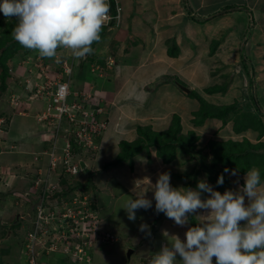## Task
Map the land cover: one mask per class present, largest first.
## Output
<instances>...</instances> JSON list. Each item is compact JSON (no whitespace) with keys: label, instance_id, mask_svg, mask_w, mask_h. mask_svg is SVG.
Listing matches in <instances>:
<instances>
[{"label":"rangeland","instance_id":"1","mask_svg":"<svg viewBox=\"0 0 264 264\" xmlns=\"http://www.w3.org/2000/svg\"><path fill=\"white\" fill-rule=\"evenodd\" d=\"M130 1H133V5L135 4V9L137 10L136 13H140L141 10L138 7V0ZM144 1H146L145 8H143V13L139 15L138 18L140 20H145H143L140 25V35L137 37L138 43L142 45L144 44V39L147 41V32H149V29L153 27V23H155L156 18H158L157 15H159V18L162 17L164 19V17L175 13L176 10L178 12L179 10L176 7V5L178 4V0H168L166 2H163V0H158L157 3L154 0ZM186 1L188 2L190 10L186 9L185 11V8L183 6L185 2L184 0H182L180 8L181 10L176 16L177 20L172 21L173 19H170L168 21L164 19L162 21H159V24L166 25L169 23H173L172 29L175 30L179 27V24L182 22V18L184 15L186 17L183 18L184 20L189 19L190 23L191 21H193L190 17L191 11L193 12L194 16L198 17L202 21H207H205V23L193 21V23L190 24L189 32H182L185 34V38L180 37L178 46L180 47V53L183 58L179 61L172 60L170 63H176L177 65L183 64L184 69H180L176 64L174 66L171 65L173 66L172 70L171 67L169 68V71L176 74L174 76L172 73H167V76H173V78L169 79L171 80L169 87L173 88L174 91L173 97H168V100L171 98V100H169V104L163 105L162 108L159 107L158 111L164 112L165 110H168L169 106H171V108H180L181 111L186 110L185 105L182 106V99L180 101V98L178 99L180 95L185 97V101L191 102L192 111L199 109V101L195 98L190 97L191 95H187L182 90H180V87H178L176 84V82H178L186 86L190 90L196 91L204 100L207 101V103L210 102L209 105L215 104L218 106L226 107L232 104H237L239 105L241 110L247 111V113L251 112L253 116H256L258 118L259 116H261L260 112L264 114V2H261L259 7L252 8L251 0ZM235 3L239 5L235 7L233 11L228 12L226 8L234 6ZM145 11H147V13L144 14ZM184 12L186 13L184 14ZM251 13L253 14V21H251L249 17ZM184 20L183 23L185 24ZM249 21H251L250 26ZM4 22L5 20H3V17L0 13V27L1 25L3 26ZM162 38L165 37L162 36ZM164 40L165 39H163V41ZM173 44H175L174 40L166 41V44H163L160 47L161 51L164 54V58L171 56L170 50L171 48H173ZM144 47L145 44L141 48ZM217 48H219L218 51H216ZM98 49L99 47L97 48V51ZM215 51L216 53H213ZM132 53L133 54L130 55L131 59L135 60L136 62H139V60L143 58L144 60L147 59V65H149L150 60L156 59L152 55L154 52L149 55V53L146 52L145 49H138L135 52L133 51ZM146 55H148V57H146ZM56 56L58 57V59H60V62L57 64H61L64 61L70 59V55L64 52H59L56 54ZM40 57L41 56L39 55L38 51L29 57H23L21 55L14 57V59L9 62V69L10 76L15 75V77H17V81L12 80L13 78H10L7 79L6 84L9 85V82L12 80V88L16 92H25L24 87H21L20 83L18 82H24L25 79L31 80L32 77H37L44 80L45 72H43L42 69L46 70L47 67L49 70H51V72H49L50 80L54 81L56 79L55 75L57 73L55 72L56 74H54V71L52 70L55 69V65L53 62L56 63V60L51 61L52 58ZM91 57V60H94L95 55L93 54V56ZM76 62L78 61L76 60ZM178 73L180 76L177 75ZM155 87L156 85L153 88ZM211 87L218 90L217 92L220 93L216 95H210L206 92V90L208 91L209 88L213 89ZM171 88H169L168 90H170ZM150 90H152V88H150ZM176 93L177 96L175 95ZM149 98L150 99L147 100V102L153 101L155 96L151 94ZM72 100L73 98H70L69 102L71 103ZM171 118L172 120L170 123L169 120ZM198 119L199 118H197V116L195 115H192L191 112L188 116H184V120H181L184 124V127L181 123L182 128L180 130V136L178 137H182L183 135H185L186 138L184 139V141H192L191 137H189V133L194 129L196 135L200 137L196 145L197 151H201L202 155L206 154L208 156V159L206 160L207 162H210V160H212V154H210V148L208 147V144L211 140L230 141V139H233L242 141L243 139L242 136L236 135L234 133V122L232 121H229L228 124H225V126H223V123L221 121L206 122L208 124L204 122V124H202L201 126H197L196 122L199 121ZM172 126H174V123L173 117L171 115L165 124H151L145 127L146 129H150L155 133H163L167 130L169 131L170 129H172ZM259 128L261 127L259 126ZM61 137H64V135H61ZM138 138H140V134L138 135L137 139ZM250 138L254 140L253 142L256 143L255 145L261 142H256L255 138L252 136H250ZM98 146L99 145L97 143L96 145H94V147L91 148V150H97ZM62 148H64V146ZM149 151L150 156L147 152H144L134 158V168H131L130 165H128V168L130 170L132 169V171L128 170L125 176H122L120 173H115L117 176L109 173L111 175L110 176L108 173L96 172L94 174L92 172L94 179H92L90 189L86 192L81 188L75 191L77 195H83L84 198L82 199L81 203L83 205L85 204V202L92 203L93 199H96L98 211L100 212L101 218L104 220L102 224L103 227H107V230H112L119 239L118 243L113 245H97L95 247V250H92L93 256L91 257V264H142L149 258L148 255L151 252L152 246L156 245L154 240L157 233L155 230H152L153 226L149 225L151 224L149 220H151L152 218L153 220H157L159 215L155 214L154 216H152L149 210L141 209L136 212L137 218L133 222L128 220L127 213L123 209V206L126 204L129 198H136L135 192L133 196V194L129 192V189L135 187L137 178L142 182H140L141 187L136 189V193L140 195L145 194V197H149L153 194V191H151V185H155L159 173H170V183L173 184H171V186L177 189H187L189 183H191L190 189L197 188L196 179L198 178V176L200 177V175L201 177H207L211 179L210 184H214L216 187L219 176L224 173L225 167L220 164L221 166L216 167L214 171L202 170L201 172L203 174L201 172L199 174H196V170L199 167L198 159L191 158V156L185 153V151L181 148L177 150L178 157L175 159V161L169 164H166L164 162L163 158L165 157L161 158L158 156V150L155 147H152ZM262 153L264 154V151H262ZM91 154H93V152H88V155H86V159L91 158ZM196 154V156H198V153ZM83 156L84 155H82V158ZM139 156L141 158H137ZM5 158L6 157H2L1 159L3 160ZM19 162L22 163L23 159H19ZM25 164L26 163H24L23 165ZM23 169L24 166H18L15 168L13 167L11 170L9 169V171L15 174L8 175L7 178L9 179L10 183L8 180L6 181V183H8L9 186L14 185L11 183L13 176L21 175V170ZM90 170V168L85 169V171H83V174L81 173L78 177H76V182H80L81 179L87 178V173H89ZM31 173L32 168L26 166V171L24 173L25 175L23 174L22 177H24V179H30L32 178ZM38 173L36 175L34 173V176L39 177ZM189 173L190 176L186 178L181 177L182 175L185 176ZM225 175L227 177L226 180L228 179V183L223 185V190H225V188L232 189L233 187L235 189V187L238 188L244 184V175H239V172L238 184L234 183V181H236L238 178L237 176L233 177L229 174ZM46 176L47 175H44L43 178L46 179ZM57 178H59L58 174L55 178L54 175L51 174L50 181L47 184L48 190L51 191L52 195L60 193L64 189L72 186V184L70 186L67 182V185L63 184L61 178L60 181L58 180L57 182ZM180 178L183 180V185L182 183H178L180 182ZM187 182L189 183L187 184ZM15 185L16 189H14L13 193H11L12 196H16L19 193V195H22L24 194V191H28L31 192L32 197L29 196L30 199L28 200V203H26L27 200H25L26 196L22 200L19 199V207H17L18 212L16 210H13L10 215H7L10 217L11 221L5 226L0 224V264H5V257H1L3 254L2 249L11 250V256L8 257V259L12 261V259H14L16 256L20 257L21 253L30 258L32 255V248L35 251L38 260H41V263H43L44 261L47 264L48 259L52 262L51 264H66L67 261L65 257H68L63 254H58L62 251L61 247L55 248V252L48 251V248L51 247L52 243H54L55 241L56 237L54 236L57 230L55 231V229H53L52 234L50 232L47 233V231L44 233V235L42 233L38 241L35 242V244H37L36 246H39L38 249L35 248L34 244L29 241V236L32 232H34L35 229L34 218H37V215H34L33 210L35 206L37 208L43 200V196L41 195L42 192H44V189L37 188L38 190L36 191L34 188L32 190L29 189V185H27L25 188H22V185L20 183ZM8 189H11V186L8 187ZM0 190L4 191L2 183H0ZM138 190L140 191V193L137 192ZM5 192L7 193V191ZM5 192H0V194L6 195ZM9 192H12V190H9L8 193ZM75 192L70 194V197H75ZM60 198V201H64V208L68 209L71 207L67 206L64 197ZM86 198H89V201H86ZM0 199H2L3 202L6 201V197H1ZM57 202L59 205V200L55 198H51L49 200L48 198L45 203L46 205H51L50 207L54 206L55 208H57ZM153 207L155 208L154 204ZM61 209H58V211H61ZM19 212L22 214L21 219L20 217L15 216ZM36 213H39L38 208L36 210ZM161 214L162 213H160V215ZM1 221L4 220L0 218V222ZM31 221L33 222V225ZM143 221H146V224L149 225V229L153 231L152 235L148 238H146V235L144 233H141L139 231V226L143 224ZM189 221L193 227L197 226L199 223L194 215L189 217ZM28 222H31V226L28 224ZM157 223H159L158 220ZM243 224L244 222H241L242 226ZM53 228H55V226ZM10 236L12 237L9 238ZM39 248H41L40 251ZM37 250L40 253H38ZM130 252H133L131 258L128 257ZM43 257L46 260H44ZM22 262H24V257ZM179 262L180 260L177 262V264ZM213 264H215L214 260Z\"/></svg>","mask_w":264,"mask_h":264},{"label":"crops","instance_id":"2","mask_svg":"<svg viewBox=\"0 0 264 264\" xmlns=\"http://www.w3.org/2000/svg\"><path fill=\"white\" fill-rule=\"evenodd\" d=\"M154 1H156V3L158 2V0H154ZM166 1L168 0H163V2ZM119 2L122 11L120 13V17L118 18V21L114 22V24L111 26H105L108 28V30L105 36L100 40V42L98 43L97 47L93 52V54L95 55L94 60H89L88 61L89 63H86L84 66H82L83 64L81 65V63H79V66L77 67L74 73L73 85H71V87L74 88L72 89L73 91H90L94 96H96L95 101L93 103H95L96 106H100L105 109V114H103L102 118L107 120L109 125L106 133L97 140V143L99 145L97 147V150L96 149L85 150L83 152L84 156L82 158V161L85 163L86 169L87 168L91 169L90 172L87 173V178L91 177L92 179H94L93 173L95 174L96 172L108 173V174L111 173L114 175H116L115 173H120L122 176L126 175V172L130 170L128 168L129 165L128 162L111 166L108 169H106L105 167L107 164L116 161L117 157L121 153L122 142L133 143L137 140V137L139 135L138 132L139 128H146L145 126L151 124H158V123L165 124L171 115L172 117H174V115H178L181 120H184V116H188L190 112L192 115H195V113L200 109L199 107V109L192 111L191 102L185 101L184 99L185 97L180 95L178 99L180 98L179 101L182 99V106L185 105L186 110L181 111L180 108L178 109L176 107L171 108V106H169L168 110H165L164 112L158 111L159 107L162 108L163 105L169 104V100H171V98L173 97V93H174L173 88L169 87L171 81L169 79L173 78V76L169 77L167 76V73L169 72L172 73L174 76L176 75L173 72L169 71V68L171 67L172 70L173 66L176 63L171 64L170 62L172 60H177V61H179L180 59L182 60L183 57L181 56L180 53V47L178 46V41L180 37L185 38V34L182 32L183 31L189 32L190 24L193 23V21H191L190 23L189 19L184 20L183 18H186L184 15L182 18V22L179 24V27L173 30L172 29L173 23L161 25L159 24L160 23L159 21H162L164 19L168 21L170 19L171 20L173 19L172 21L177 20L176 16L179 14L181 10L180 8H181L182 0L177 1L178 4L176 5V7L177 9H179L178 12L176 10L175 13H172L169 16L164 17V19L162 17L159 18V15H157L158 18H156L155 23H153V27L149 29V32H147V41L144 39V44H145L144 48H141L144 44L142 45L138 43L137 37L140 35V30H141L140 25L143 22V20H145V19L140 20L138 16L143 13L142 10L143 8H145L146 1L138 0V7L141 10L140 13H136L137 10L135 9V4L133 5V1L119 0ZM251 2H252L251 7L255 8V7H259L261 2H264V0H251ZM145 13H147V11H145L144 14ZM185 13L186 12H184V14ZM249 17L251 21H253V16L249 15ZM183 20L185 21V24L183 23ZM251 21H249L250 23L249 26L251 25ZM162 36H164L165 38H162ZM163 39L165 40L163 41ZM171 40L175 41V45L177 46V52H176L177 54L174 57L170 56L164 58V54L161 51L160 47L163 44L165 45L166 41H171ZM98 47L99 49L97 51ZM138 49L139 50L145 49V51L148 52L149 55H151L152 52H154L152 55L156 59L150 60L149 65H147V59L144 60V58L139 60V62L138 61L136 62L135 60L130 58V55L133 54L132 53L133 51L135 52ZM218 50L219 48H217L216 51ZM216 51L213 53H216ZM146 57H148V55H146ZM96 63L100 64L102 69H104L102 74L101 73L98 74L99 71L92 72V66H93L92 64H96ZM177 66L180 69H184L183 64ZM177 75L180 76L179 73ZM12 80L17 81V77L13 75ZM11 81L9 82L10 84L8 85V91L6 92V94H4V96L2 95L0 96V183H2L4 187V191L0 190V192L7 191V193L5 192L6 195H0V198L6 197L5 202H3L2 199H0V218L4 220L1 221L0 224L4 226L5 223L7 224L11 221L10 217L7 215H10V213L13 210L16 211L18 210L17 207H19V199L22 200L26 196L25 200H27L26 203H28V200L30 199L29 196L32 195L31 192L24 191L23 192L24 194L22 195H19L20 193L18 192L19 194H17L16 196L14 195L15 196L14 198V196H12L11 193H13V190L16 189L15 184L20 183L22 185V188H25L27 185H29L28 186L29 189L32 190L34 188L37 191L38 189H36L33 186V182L37 177L34 176V173L35 175L38 172L44 174L46 172V169L48 168V158L46 155H43V153L51 150L54 145H56L57 148H62L63 146H65L64 138H60L57 139V141L55 140L53 141L50 132L44 130L41 123L38 120V115L45 112L46 107L44 103L38 100L35 101L32 100V97L28 93H26V91L20 93L16 92L12 88L13 86L11 84L12 83ZM18 83H20L21 87H24L21 81ZM155 85L156 87L153 88ZM150 88H152V90H150ZM169 88L171 89L168 90ZM206 92L209 93L207 90ZM218 93L220 92H214L209 94L216 95ZM151 94H153L155 98L153 99V101L147 102V100L150 99L149 97L151 96ZM175 95L177 96V93ZM13 96H18L21 98L20 100L21 104L19 108L15 107L11 103V99ZM168 97L171 98L168 100ZM261 119L264 123V117H261ZM171 120L172 118L169 120L170 123ZM210 121L218 122L221 120L208 119L205 121V123ZM221 122L223 123V126H225L224 122L223 121ZM193 131L195 132L194 129ZM234 133L236 135L242 136L243 138L242 141L245 138H247L253 142L254 140L250 138V136H252L255 138L256 142L259 141L264 142L263 141L264 137L262 139L258 138V133L256 132L253 133L249 131L238 134L234 130ZM88 152H93V154H91L92 156L91 158L86 159V155H88ZM2 157H6V158L2 160L1 159ZM137 158H141V157L139 156ZM19 159L20 160L23 159V162L22 163L19 162ZM24 163L26 164L23 165ZM18 166H24V169L21 170L22 172L21 175L13 176L11 183L14 185H10L11 189H8V187L10 186L8 183H6L7 180L9 181L7 177L8 175L15 174L9 171V169L11 170L13 167L15 168ZM26 166L32 168V173H31L32 178L30 179H26V178L24 179V177H22V175L26 171ZM130 171H132V169ZM53 175L54 178L57 176V174H53ZM239 175L242 174L239 173ZM188 176H190V173L185 176L182 175L181 177L186 178ZM58 180L60 181V177L57 178V182ZM138 180L139 179L137 178V181ZM179 180L180 182L178 183L181 184L183 180L181 178ZM202 180H206L208 184L211 183L210 181L211 179L207 177H201L200 175V177L198 176V178L196 179L197 185ZM188 183L189 182H187V184ZM210 185L213 187L215 191H218L217 186L215 187L214 184H210ZM134 188L135 187L129 189V192H131L133 196H134V191H133ZM238 188L237 187H235V189L234 187L232 189L225 188V190L219 192L223 194L226 190L234 191V190H238ZM187 189H190L189 185L187 186ZM196 189L197 188H193V190ZM9 190L10 191L12 190V192L8 193ZM137 192L140 193L139 190ZM145 198L151 199L152 203L155 205L156 202L154 200V193L149 197L146 196ZM201 198L207 199L208 194L202 193ZM149 211L151 212L152 216L156 214L154 207L149 209ZM33 213L34 215H36V206L33 210ZM17 214L15 216H18L21 219L22 214L20 212ZM199 215L200 212H197V214H195L194 216L199 221V223L204 222L202 218H197V216ZM190 216L192 215L190 214L189 217ZM189 217H188V224H186L184 227L175 225L174 221L172 219L167 218L163 213L161 215L159 214L157 218L159 223H157V220H153V218L149 220V222L151 223L149 225L153 226L152 230H155L157 234L154 240L156 245L152 246L151 252L148 256L149 257L153 256L154 254L158 253L161 250L163 245L169 244V238H166L163 235L164 231H167L169 233V237L176 235L179 236L182 241H185L186 231L189 228L193 227L189 221ZM103 221L104 220L102 219V224ZM31 222L30 223L28 222L30 226H31ZM146 223H147L146 221H143V224ZM152 230H150L151 235L153 233ZM11 237L12 236H10L9 238ZM38 247L39 246H35V248L37 249ZM40 249L41 248H39V251ZM2 251L3 254L1 257H5V262H4L5 264H17V263L30 264V258L26 257L25 254L21 253L20 257L16 256L14 259H12V261H10L8 257L11 256V250L2 249ZM39 251L38 253H40ZM58 254H62V253H58ZM23 257H24V262H22ZM44 260L46 259L44 258ZM179 260L180 257L177 256V262ZM213 260L216 264L215 257H213ZM47 262H48L47 264L52 263L48 259ZM38 263L46 264L44 261L43 263H41V260L40 261L38 260Z\"/></svg>","mask_w":264,"mask_h":264},{"label":"clouds","instance_id":"3","mask_svg":"<svg viewBox=\"0 0 264 264\" xmlns=\"http://www.w3.org/2000/svg\"><path fill=\"white\" fill-rule=\"evenodd\" d=\"M115 2V10L111 12V0V8L107 0H0V13L6 19H17L11 36L22 47L36 50L41 57L52 58L51 61L55 60L57 53L64 52L70 55L67 60L69 63L77 60L76 63L79 64V59L87 58L93 52L91 46L101 39L103 26H111L118 21L122 8L119 0H114V4ZM238 5L235 3L226 10L233 11ZM250 15L253 16L252 13ZM58 48L71 51L64 49L57 52ZM53 63L57 72H63V63ZM96 68H99L98 74L103 70L100 64L92 66V70ZM27 80L22 84L29 94L26 90ZM18 100L19 105H13L19 108L21 98L18 97ZM41 125L43 127L42 123ZM43 129L50 132L52 138L51 130ZM53 147L43 153L48 158V168V153ZM80 160L82 163V159ZM85 169L82 168V172ZM224 174L238 177L237 170L225 168L217 180V186L224 184ZM43 175L38 173L39 177ZM243 179L244 184L238 190H226L221 194L206 180L200 181L196 190L174 188L170 184V173H159L155 185H151L156 202L155 213H163L180 227L188 224L190 214L195 215L197 212H200L197 218H202L204 222L189 228L185 233V241L176 235L169 237V233L164 231L163 235L169 238V244L163 245L158 253L150 256L149 264H177V256L180 257L179 264H213V257L216 258V264H264V183L261 181L260 170L256 167L246 171ZM140 182L142 181H136L133 190L136 198H129L123 206L128 220L133 222L138 210L153 207L152 200L145 198V194L136 193V189L141 187ZM234 183H239V177ZM202 193H207L208 198L202 199ZM241 222H244L243 226ZM139 231L146 238L151 236L147 224H141Z\"/></svg>","mask_w":264,"mask_h":264},{"label":"built area","instance_id":"4","mask_svg":"<svg viewBox=\"0 0 264 264\" xmlns=\"http://www.w3.org/2000/svg\"><path fill=\"white\" fill-rule=\"evenodd\" d=\"M107 3L110 7V0H107ZM55 60L56 63L60 62L57 56H55ZM62 68L63 72L52 70L54 74L57 73L54 81L50 80L49 72L51 70L48 67L46 70L42 69L45 72L44 80L32 77L31 80L26 81V90L31 94L32 100H38L44 103L46 107L45 112L38 115V120L43 124V128L51 130L52 138L55 141L61 135H64L65 138L64 148L58 149L54 145V149L48 153L50 166L44 173L47 178L40 177L35 181V188L44 189L41 196H43L45 202L52 195L47 187L51 174L58 173L59 177L61 175L77 177L82 172L81 160L74 154L72 142L74 141L83 150L90 149L106 133L109 126L108 121L102 118L105 109L93 103L95 97L90 91H72L73 65L68 61H64ZM98 69H93V71H98ZM70 98H73L71 103L69 102ZM12 102L18 106V97L14 96ZM43 200L37 207L39 213L35 221L34 232L29 236V241L34 246L37 245L35 242L38 241L42 233L44 235L47 231V233L52 234L48 226L56 220L60 226L57 229L54 228L55 231L57 230L54 236L56 238L48 251L55 252V248L66 242L64 252L69 254L75 263L91 264V258L88 257L87 253L98 242L107 245L118 242L119 239L114 233L104 232L100 229L98 212L88 208L87 202L84 205L80 204L79 208L70 207L65 208V212L58 210L52 212L45 207ZM79 241L81 242L78 243ZM30 258V264H39L33 248ZM150 260L148 259L142 264H149Z\"/></svg>","mask_w":264,"mask_h":264},{"label":"trees","instance_id":"5","mask_svg":"<svg viewBox=\"0 0 264 264\" xmlns=\"http://www.w3.org/2000/svg\"><path fill=\"white\" fill-rule=\"evenodd\" d=\"M184 2H185L184 3L185 8L187 10H190V7L188 6L187 1L184 0ZM115 5H116V2L114 4V0H111V7H112L111 12L115 10ZM190 15L193 21L204 23V21L194 16L192 11L190 12ZM1 16L3 17V20H5V22L3 23V26L1 25L0 27V69H1L0 96L1 95L4 96V94H6V92L8 91V85L6 84L7 79L13 78V75L10 76L9 62L12 59H14V57L16 56L21 55L23 57H29V56H32L37 51L29 50V49L22 47L18 42H16L12 38L11 32L17 24V19L15 17H12L11 19H6L2 13H1ZM113 24L114 22L112 23V25ZM107 30L108 28L105 26L102 28V31L100 33L101 39L105 36V34L107 33ZM100 40L92 44L91 47L93 49V52L95 48L97 47L98 43L100 42ZM63 50L64 48H58L57 52L63 51ZM93 52L90 55H87V58L85 57L81 58L80 63L81 65L83 64L82 66H84L86 63H89L88 61L91 60V56L93 55ZM170 52H171L170 53L171 56L174 57L177 54L176 53L177 46L176 45L173 46ZM71 62L74 66L72 82H71V85H73L74 73L77 67L79 66V64H77L76 61L75 63L73 61ZM96 65H98V63H96ZM103 70L100 71V73H103ZM92 72L94 71L92 70ZM217 91L218 90L214 88L208 89L209 93H214ZM190 95H191L190 97L197 99L200 103V109L195 113V116L199 118L198 119L199 121L196 122L197 126H201L208 119H219L223 121L224 124H227L229 121H233L234 130L236 133L240 134V133L251 131L253 133L254 132L258 133V138L260 139L264 137V123L261 119V117H263L264 114H262V112H260L261 116L257 118L256 116H253L251 112L247 113V111L241 110L239 105L237 104H232L226 107L209 105V103H207V101L204 100L195 91H192ZM173 123H174V126H172L171 128L174 130L170 129L169 130L170 132L167 130L166 132H163V133H155L151 131L150 129L139 128L138 132L140 134V138H138L133 143L122 142L121 143V153L117 157L116 161L113 163L107 164L105 168L108 169L111 166H115V165H118L124 162H128L130 167L134 168V165H135L134 158L144 152H147L148 155L150 156L149 150L152 147H155L158 150L157 152H158L159 157L161 158L165 157L163 158V160L166 164H169L175 161V159L177 158V152H178L177 150L179 148L184 150L185 153L189 154L191 158L196 159L195 154L198 153L201 156L203 161L207 160L208 156L206 154L202 155L201 151H197L196 145L200 137L197 136L194 131H191L189 133L190 135L189 137H191L192 141H184V139L186 138L185 135L183 136L181 135L182 137H178L180 136V130L182 128L181 119L178 115H174ZM259 126L261 128H259ZM72 145H73L72 148H73L74 154L77 156V158L82 159V155L85 149L83 150L82 148H79L74 141L72 142ZM208 145H209L208 147L210 148V154H212V160H210V162L214 161L216 163L214 170L216 169V167L221 166L220 164H222L225 168H228L229 170H237V172H239L240 174L245 175L246 171H248L252 167H256L260 170L261 181L262 183H264V154L262 153V151H264V143L259 142L257 143V145H255L252 141L245 138L243 141L211 140ZM226 178L227 177L225 175V180ZM61 180L63 184L67 185L68 183L70 186L72 184V186L68 187L67 189H64L60 193H56L55 195H53L52 198L59 200V205L57 202V205H58L57 208H55L54 206L50 207L51 205H48V204L46 205L45 200H43L45 203V206L47 207V209L50 208L52 212H55L61 208H62L61 211L65 212V208H64L65 204H63L64 201H60L61 200L60 197H64L67 203V206H71L73 208H79L80 204L82 203V199L84 197L83 195H77L75 191L78 190L79 188H81L85 192L88 191L91 187L90 184H92L91 183L92 178L89 177V178L81 179L80 182H76V177L64 175L62 176ZM226 183H228V179L225 181L224 184ZM190 185L191 183L189 184V187ZM223 185L217 186L218 191L221 192L223 190L222 188ZM73 192H75L74 194L76 196L70 197V194H72ZM50 198L51 197H49V200ZM86 201H89V198H86ZM96 203H97L96 199H93L92 203L87 202V207L92 208V210L98 212L97 217L100 220V224H99L100 229L104 232H112L111 230H107L105 227H103L102 218H101L100 212L98 211V207ZM35 221H36V218H35ZM54 226L56 229L59 228L60 224L57 220L54 221V223H50V225L48 226L51 232L53 231ZM80 242L81 241H79L78 243ZM66 245H67L66 242H63L59 245V247L62 248L61 253L68 257V258L65 257L67 261L66 264H79V263H75L72 260L71 256L64 252ZM97 245L107 246V244H103L101 242H98ZM92 250H95V248L89 250L87 253L88 257L90 258L93 256Z\"/></svg>","mask_w":264,"mask_h":264},{"label":"water","instance_id":"6","mask_svg":"<svg viewBox=\"0 0 264 264\" xmlns=\"http://www.w3.org/2000/svg\"><path fill=\"white\" fill-rule=\"evenodd\" d=\"M177 86L180 87V90H182L184 93H186L187 95H189L191 93V90L189 88H187L186 86L176 82ZM180 84V85H179ZM197 155V154H195ZM196 158L198 159L199 161V167L197 168L196 170V174H199L202 170H205V171H214V167L216 165V163L214 161H211V162H207L206 160L203 161L201 156L198 154V156H196ZM82 165V168L85 169L86 168V165L84 162L81 163ZM6 225V223H5ZM133 254V252H130L128 257L131 258V255Z\"/></svg>","mask_w":264,"mask_h":264}]
</instances>
